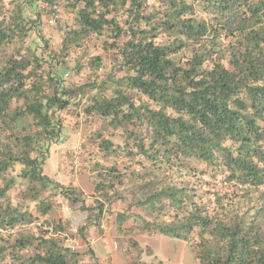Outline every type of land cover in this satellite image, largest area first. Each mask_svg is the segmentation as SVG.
Listing matches in <instances>:
<instances>
[{"label": "trees", "instance_id": "1", "mask_svg": "<svg viewBox=\"0 0 264 264\" xmlns=\"http://www.w3.org/2000/svg\"><path fill=\"white\" fill-rule=\"evenodd\" d=\"M80 113L93 204L59 193L101 232L119 198L121 231L187 242L196 264H264V0H0V264L95 258L61 223L31 228L59 195L46 147Z\"/></svg>", "mask_w": 264, "mask_h": 264}, {"label": "rangeland", "instance_id": "2", "mask_svg": "<svg viewBox=\"0 0 264 264\" xmlns=\"http://www.w3.org/2000/svg\"><path fill=\"white\" fill-rule=\"evenodd\" d=\"M44 22L54 30H58L57 28L60 26L58 21L55 24H50L49 18L45 19ZM55 44H59L58 35H56ZM109 63L108 56L105 59L107 68L110 66ZM63 71L59 70L60 73H64V78H66L68 84L86 81L87 71H84L80 76L72 74L66 76ZM66 119L68 126L72 127L71 131L69 132V129L64 127L62 134H60L62 139L47 145L46 160L43 164V172L56 185H60V188L58 187L59 195L51 198L53 208L47 216L38 213L39 220L31 224V228H49L50 224L54 227L56 224L61 223L63 229L78 240L79 244H77L76 251L89 247L93 250L94 256H97L95 259L88 255V257L83 258L80 264H155L157 261H161L163 264H196L187 242L166 235H151L143 232L137 226L130 230L131 220L125 223V227L121 231L118 228L116 216L117 212L126 208L124 199L116 198L107 204L105 210L110 212L111 216L108 221H102L105 226L101 232L100 228L96 227L94 218H89L87 212H83L79 205L71 204L63 195H60L59 192H61L63 186L67 187L70 183L78 184L77 192L86 198L89 206L93 204L92 194L95 191L94 177H92L90 170L92 166L87 168L81 164L87 153H85L86 145H83V142L86 141L90 125L85 121V116L82 113L78 117L67 116ZM77 121L79 123H76V125L75 122ZM72 152H76L81 160L76 170L73 169V161L69 154ZM20 193L19 189L14 190L12 192L13 198H19ZM91 221L95 222L92 223ZM81 225H86L85 236H81ZM73 228L77 231L71 232L70 230ZM50 230L52 232L54 229ZM64 243L68 242L64 241Z\"/></svg>", "mask_w": 264, "mask_h": 264}, {"label": "built area", "instance_id": "3", "mask_svg": "<svg viewBox=\"0 0 264 264\" xmlns=\"http://www.w3.org/2000/svg\"><path fill=\"white\" fill-rule=\"evenodd\" d=\"M57 18H58V15H55V16L51 17L49 19V23L50 24H55L57 22ZM65 74H66V76L69 75L68 72H66ZM76 231H77V229L74 228L73 232H76ZM66 241L68 242V244H69V246L71 247L72 250H76L77 249L78 241L76 240V238L68 236Z\"/></svg>", "mask_w": 264, "mask_h": 264}, {"label": "clouds", "instance_id": "4", "mask_svg": "<svg viewBox=\"0 0 264 264\" xmlns=\"http://www.w3.org/2000/svg\"><path fill=\"white\" fill-rule=\"evenodd\" d=\"M105 226V225H104ZM49 229H53V226L50 224V226H49ZM74 229V228H73ZM73 229H71L70 231L72 232L73 231ZM64 232H65V236H66V238H68V236L69 237H72L70 234H68V232L66 231V230H64ZM75 238V237H74ZM77 240V239H76ZM78 241V240H77ZM79 244V243H78ZM74 251H76V250H74ZM95 259H96V256H95Z\"/></svg>", "mask_w": 264, "mask_h": 264}, {"label": "crops", "instance_id": "5", "mask_svg": "<svg viewBox=\"0 0 264 264\" xmlns=\"http://www.w3.org/2000/svg\"><path fill=\"white\" fill-rule=\"evenodd\" d=\"M96 258H97V256H96ZM101 258H102V257H101ZM101 258H98V259L100 260Z\"/></svg>", "mask_w": 264, "mask_h": 264}]
</instances>
